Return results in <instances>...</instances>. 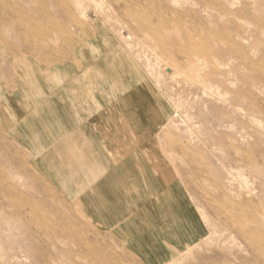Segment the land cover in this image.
Here are the masks:
<instances>
[{"label":"rangeland","instance_id":"obj_1","mask_svg":"<svg viewBox=\"0 0 264 264\" xmlns=\"http://www.w3.org/2000/svg\"><path fill=\"white\" fill-rule=\"evenodd\" d=\"M0 264H264V0H0Z\"/></svg>","mask_w":264,"mask_h":264},{"label":"bare ground","instance_id":"obj_2","mask_svg":"<svg viewBox=\"0 0 264 264\" xmlns=\"http://www.w3.org/2000/svg\"><path fill=\"white\" fill-rule=\"evenodd\" d=\"M61 118H62V117H61ZM152 197H154V195H152ZM157 218H158V217H157ZM198 220H199V219H198ZM198 220H197V221H198ZM168 236H169V235H168ZM177 249H178V248H177Z\"/></svg>","mask_w":264,"mask_h":264}]
</instances>
